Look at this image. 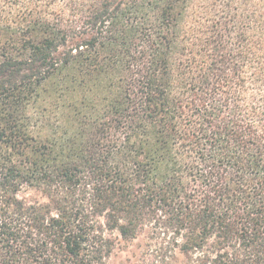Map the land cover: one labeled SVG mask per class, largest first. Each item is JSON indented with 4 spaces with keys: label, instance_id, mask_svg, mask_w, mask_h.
<instances>
[{
    "label": "trees",
    "instance_id": "1",
    "mask_svg": "<svg viewBox=\"0 0 264 264\" xmlns=\"http://www.w3.org/2000/svg\"><path fill=\"white\" fill-rule=\"evenodd\" d=\"M148 226L139 264H264V0H0V264Z\"/></svg>",
    "mask_w": 264,
    "mask_h": 264
},
{
    "label": "rangeland",
    "instance_id": "2",
    "mask_svg": "<svg viewBox=\"0 0 264 264\" xmlns=\"http://www.w3.org/2000/svg\"><path fill=\"white\" fill-rule=\"evenodd\" d=\"M30 197L43 199L36 193H30ZM168 237V234L153 230L150 226L133 239L125 240L118 237L117 243L107 259V264H139L141 259L148 255L147 253L161 248Z\"/></svg>",
    "mask_w": 264,
    "mask_h": 264
}]
</instances>
